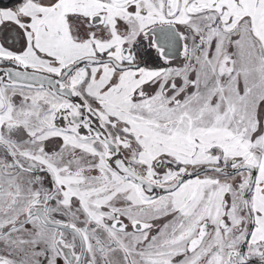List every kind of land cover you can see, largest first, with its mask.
<instances>
[{"label": "snow or ice", "instance_id": "6c2138e0", "mask_svg": "<svg viewBox=\"0 0 264 264\" xmlns=\"http://www.w3.org/2000/svg\"><path fill=\"white\" fill-rule=\"evenodd\" d=\"M0 264H264V0H0Z\"/></svg>", "mask_w": 264, "mask_h": 264}]
</instances>
